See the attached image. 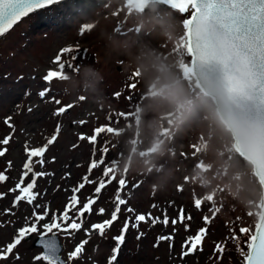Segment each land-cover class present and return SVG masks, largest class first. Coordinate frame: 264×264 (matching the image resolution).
I'll return each instance as SVG.
<instances>
[{"label": "rangeland", "instance_id": "obj_1", "mask_svg": "<svg viewBox=\"0 0 264 264\" xmlns=\"http://www.w3.org/2000/svg\"><path fill=\"white\" fill-rule=\"evenodd\" d=\"M69 3L34 11L0 36V141L9 134L12 137L8 145L0 143V149H7L0 157V172L8 177L0 183V193H5L0 198V248L13 241L34 209L44 212V207L36 205H44L49 216L32 237L51 234L44 232L43 223L51 222L53 215L60 222L59 217L70 204L72 189L84 183L85 187L75 193L77 207L82 208L89 198L96 203L83 221L77 218L83 223L80 231L71 236L55 233L65 260L76 245L88 239L82 257L73 264H107L115 247L113 237L120 234L127 217L134 221L135 215L151 213L162 221L166 211L167 227L162 222L155 226L149 222L141 223L138 230L129 229L118 264H243L246 242L260 211L261 186L251 165L235 152L231 132L211 99L200 94L188 97L192 80L184 21L191 13L181 14L180 7L160 3L137 7L127 0ZM64 47L73 49L61 55L66 65L64 74L53 73L59 78H54L51 91L42 99L38 93L49 86L42 77L49 69L59 71L52 61ZM53 96L61 101L59 105ZM80 97L85 99L81 101ZM69 104L74 106L54 115L58 108ZM33 105L35 108L29 112ZM8 117L12 118L9 124L14 132L4 122ZM58 124L61 127L57 134ZM95 129L100 133L95 144L79 138H90ZM54 135L55 142L43 156L45 164L34 168L35 172L54 175L36 178L33 191L38 195L32 205L20 201L13 208L15 196L20 193L9 189L19 182L28 159L25 145L29 149L42 147ZM105 147L107 153H103ZM102 158L104 162L99 163ZM93 159L98 167L89 172ZM107 167L112 170L108 177L103 175ZM112 174L116 179L108 183ZM122 178L127 186L120 194L127 204L121 206L118 220L106 229L105 236L95 232L86 236L84 229L111 217ZM31 179L30 174L24 186ZM101 180L106 186L97 199L95 188ZM195 198L203 200L200 210L194 207ZM207 201L219 210L214 217ZM101 207L104 215L97 214ZM128 207L135 212L127 213ZM180 208L192 219L173 226L171 220L178 218ZM4 209L11 212L5 213ZM69 216L74 217L75 212L69 211ZM204 216L210 217V224L204 223ZM32 222L29 220L28 225ZM185 225H189L187 231ZM205 227L202 251L180 259L185 238ZM241 227L250 232L241 234ZM138 231L145 234L139 240ZM169 235L174 237L171 252L168 241L153 246L158 236ZM31 239H24L0 264H46L34 260L43 254L39 247L32 246ZM217 243L225 247L223 253L215 251Z\"/></svg>", "mask_w": 264, "mask_h": 264}, {"label": "snow or ice", "instance_id": "obj_2", "mask_svg": "<svg viewBox=\"0 0 264 264\" xmlns=\"http://www.w3.org/2000/svg\"><path fill=\"white\" fill-rule=\"evenodd\" d=\"M164 3H170L173 7H176L174 0H163ZM60 0H0V35H3L9 31L21 18L28 16L39 9H45L48 6L57 5ZM181 14L191 13L189 18H186L184 25L186 30L190 33L191 39L189 43V54L193 58V63H197L198 58L207 59L213 66H220L223 72L235 73L237 75L243 74L244 78L251 80L254 86L258 87L260 90H264V0H186L184 6H180ZM85 31L84 28L81 29V33ZM73 49L71 47H64L60 49L59 53L54 57L52 63L58 65L59 71L49 69L47 73L42 77V79L48 83V87L40 91L38 95L43 99L51 91V82L54 78L59 77L53 75V73L64 74L66 65L61 61V55L64 53H70ZM67 67H71L68 65ZM202 67V66H201ZM130 88H135V85H129ZM117 98L120 96L119 93L116 94ZM81 101L85 98L80 97ZM53 101L55 104L59 105L60 100L55 99L53 96ZM74 105L69 104L66 107H60L54 112V115H61L66 112L67 109L72 108ZM29 112L32 108L29 107ZM11 117L5 119V124H9ZM109 121H112V117L109 116ZM73 123L83 124L84 121H74ZM14 132V126L9 124ZM60 125H57L56 133L60 131ZM95 134L90 138H86L81 135L79 138L81 140L88 139L90 143L95 144L97 140V135L100 134L96 129ZM11 134L5 137L0 143L8 145L11 140ZM56 136L47 140V143L38 148L29 149L25 145V152L28 159L23 164V171L20 176V180L16 183L14 188L9 189L10 192L18 191L20 195L15 196L13 201V208L17 207L20 201H25L27 204L32 205L37 199L38 193L33 190L36 188V178L46 175H54V173L46 172H35L34 168L36 164L41 167L45 164L43 159L44 154L48 150V146L55 142ZM75 147V145H74ZM109 150L105 147L103 153H107ZM7 149H0V157H4ZM33 158H39L33 160ZM55 161V157L52 158V162ZM103 158L99 163H103ZM8 166H12V162L8 161ZM98 167V162L93 159L89 166V172ZM112 173L111 167H107L103 175L108 177ZM31 174V182L24 186L25 179ZM65 176H70V173H66ZM8 177L0 172V183L6 181ZM88 180V177H84ZM116 179L115 175H111L108 179V183H112ZM89 183H95V181H88ZM106 186L105 181L101 180L99 186L95 188V193L97 199L102 189ZM127 186L126 179H119L118 189L114 198V211L109 219L103 222L93 223L90 229H84L86 236H91L92 233H98L101 237L105 236L106 229H110L114 222L119 218L121 212V206L127 204V200L121 198V191ZM138 185H133L137 187ZM85 187L84 183H80L77 187L72 189L73 195L70 197V204L66 205V210L63 212L62 216L59 217L60 222H57V217L52 216V220L49 223H43L42 228L45 233H52L55 236L57 231L68 234L69 236L80 231L83 228L82 222H77V218L83 221L85 213H91L93 211V205L96 203L95 199L89 198L87 202L83 204L82 208H78L79 199L76 192ZM178 190L182 191L183 186H178ZM5 193H0V198H3ZM211 205L210 211L213 213V217L219 212L217 207ZM203 200L200 198L194 199V207L197 210L202 208ZM44 207L43 213L33 210L32 217H26V226L18 229L17 235L14 237L13 241L7 243L6 246L0 248V261H7L10 256L13 255L14 250L21 245L22 241L29 236L38 232V225L41 221H44L46 217L49 216V210L44 205H36V208ZM153 208L156 205H152ZM69 211H74L75 216L70 217ZM5 213H10V209H4ZM127 213H134L135 209L128 207L126 208ZM105 209L100 208L98 210V215H104ZM185 219L191 220L190 214L185 215L184 209L180 208L179 216L177 219H172L171 224L175 226L178 222H183ZM33 221L30 226L28 221ZM204 223L210 224L211 220L209 216L203 217ZM151 225L162 222L165 227L169 224V217L165 211L163 220L160 217H153L151 213L138 214L135 215L134 221L131 217H127L124 221L123 227L120 230L118 236H114L115 247L112 248V254L107 259V264H118V255L120 252V247L126 241V233L129 229L140 228L141 223ZM189 225H185V231H187ZM175 232V228L173 229ZM241 234H248L250 229L247 227H241L239 229ZM207 234V228H200L196 235L186 237L183 244L181 245L180 259L194 254L196 251H202V243ZM145 234L138 231L136 239L139 240ZM157 243L154 247H159V242L168 241L169 251L171 252L174 245L172 241L174 237L169 236H158ZM232 240H236V236H231ZM88 239L81 241L78 245L74 247V250L69 252L67 255V260H64L59 255L61 248L58 246L55 238L43 240V255H37L34 257L35 261H44L46 264H73L74 261L79 260L82 257L85 245L88 243ZM247 252L242 255L243 264H264V228L257 227L255 234L249 236L246 242ZM215 251L218 253H223L225 247L217 243L215 246ZM19 259V256H16Z\"/></svg>", "mask_w": 264, "mask_h": 264}, {"label": "water", "instance_id": "obj_3", "mask_svg": "<svg viewBox=\"0 0 264 264\" xmlns=\"http://www.w3.org/2000/svg\"><path fill=\"white\" fill-rule=\"evenodd\" d=\"M144 5L163 0H131ZM176 5H185L186 0H174ZM191 35L186 31V48L189 53ZM190 55V54H189ZM202 66V67H201ZM190 73L194 84L204 97L211 98L222 122L231 132L234 147L253 167L254 174L262 187L263 204L257 227L264 228V90L254 86L243 74L223 72L220 66H213L207 59L198 58L193 63L190 55ZM257 227L254 233L257 231ZM31 235L26 238L29 239ZM55 238L61 248L57 235H40L34 246L43 248V240ZM60 255V253H59Z\"/></svg>", "mask_w": 264, "mask_h": 264}, {"label": "bare ground", "instance_id": "obj_4", "mask_svg": "<svg viewBox=\"0 0 264 264\" xmlns=\"http://www.w3.org/2000/svg\"><path fill=\"white\" fill-rule=\"evenodd\" d=\"M65 1H69L70 2L69 4H80L81 2H84V1L86 2V5H88L89 3H94V0H60V2H63V3H65ZM83 4H85V3H83ZM145 4H147V3H145ZM48 7H51V6H48ZM39 10H43V9H39ZM39 10H36V11H39ZM31 108L34 109L35 105H33ZM33 114L35 115L36 112H33ZM261 191H262V187H261ZM262 201H263V197H262ZM259 219H260V215L256 219L257 223H258ZM254 227L256 228L257 224H255ZM254 230H253V233H254Z\"/></svg>", "mask_w": 264, "mask_h": 264}, {"label": "trees", "instance_id": "obj_5", "mask_svg": "<svg viewBox=\"0 0 264 264\" xmlns=\"http://www.w3.org/2000/svg\"><path fill=\"white\" fill-rule=\"evenodd\" d=\"M191 94V96H193V94L192 93H190Z\"/></svg>", "mask_w": 264, "mask_h": 264}]
</instances>
